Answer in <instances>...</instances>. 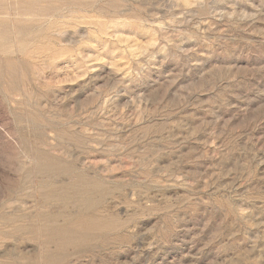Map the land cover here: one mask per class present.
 <instances>
[{"label": "rangeland", "instance_id": "rangeland-1", "mask_svg": "<svg viewBox=\"0 0 264 264\" xmlns=\"http://www.w3.org/2000/svg\"><path fill=\"white\" fill-rule=\"evenodd\" d=\"M22 1L0 0L4 212L77 214L80 177L105 226L54 264H264V0Z\"/></svg>", "mask_w": 264, "mask_h": 264}, {"label": "bare ground", "instance_id": "bare-ground-1", "mask_svg": "<svg viewBox=\"0 0 264 264\" xmlns=\"http://www.w3.org/2000/svg\"><path fill=\"white\" fill-rule=\"evenodd\" d=\"M42 1L23 0L19 6L18 14L23 16L35 14L42 16L44 13H48L52 8L43 7L41 5ZM1 7L3 6H0V12L2 11ZM0 23L2 22L0 21ZM3 29L0 28V78L3 72L11 77L15 71L13 62L7 59L11 50L3 45L8 37L6 29ZM4 62H6L5 66ZM49 164H51L49 167L42 168L43 171L48 172L49 177L60 175V173L57 174L53 170L54 161L51 160ZM64 173L62 172V174ZM43 186H47V184H43ZM48 186L51 188L50 191L43 194L45 201L64 200L67 203L72 201L69 195H60L59 191L54 188L58 186L56 182H49ZM60 186L66 190H73L78 195L75 203L81 205L84 209L83 211L74 215L38 213L33 220L34 222H29V219L27 220L24 215L6 214L3 205L0 204V240L14 235L30 234L38 239L41 249L40 253L36 255L14 253L9 249L4 250L0 254V264H54L55 257L64 253L68 247L86 241L90 238L93 230L101 229L105 226L103 219L94 213L91 198V193L93 192L92 183L89 180L77 177L74 183L61 184ZM8 195H10V191H8ZM60 219H62V223L59 222Z\"/></svg>", "mask_w": 264, "mask_h": 264}]
</instances>
